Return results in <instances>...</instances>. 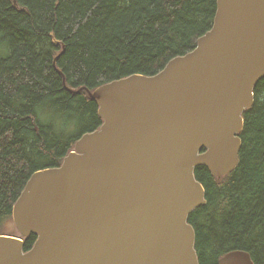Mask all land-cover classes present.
<instances>
[{"label": "water", "instance_id": "obj_1", "mask_svg": "<svg viewBox=\"0 0 264 264\" xmlns=\"http://www.w3.org/2000/svg\"><path fill=\"white\" fill-rule=\"evenodd\" d=\"M264 78V0H217L191 52L152 76L86 90L102 120L57 167L33 173L12 208L29 251L0 235V264H198L194 177L238 165L242 115ZM218 264H253L231 251Z\"/></svg>", "mask_w": 264, "mask_h": 264}, {"label": "trees", "instance_id": "obj_2", "mask_svg": "<svg viewBox=\"0 0 264 264\" xmlns=\"http://www.w3.org/2000/svg\"><path fill=\"white\" fill-rule=\"evenodd\" d=\"M217 0H0V235L30 176L57 167L85 133L99 129L86 90L152 76L183 56L213 24ZM239 133L238 165L212 176L196 167L206 204L187 219L198 264L231 251L264 264V78Z\"/></svg>", "mask_w": 264, "mask_h": 264}, {"label": "rangeland", "instance_id": "obj_3", "mask_svg": "<svg viewBox=\"0 0 264 264\" xmlns=\"http://www.w3.org/2000/svg\"><path fill=\"white\" fill-rule=\"evenodd\" d=\"M12 234L18 236V231L16 230V228H13V229H12Z\"/></svg>", "mask_w": 264, "mask_h": 264}, {"label": "bare ground", "instance_id": "obj_4", "mask_svg": "<svg viewBox=\"0 0 264 264\" xmlns=\"http://www.w3.org/2000/svg\"><path fill=\"white\" fill-rule=\"evenodd\" d=\"M12 214V213H11Z\"/></svg>", "mask_w": 264, "mask_h": 264}]
</instances>
